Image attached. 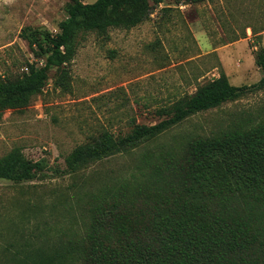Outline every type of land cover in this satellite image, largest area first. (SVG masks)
Here are the masks:
<instances>
[{"label": "rangeland", "instance_id": "obj_1", "mask_svg": "<svg viewBox=\"0 0 264 264\" xmlns=\"http://www.w3.org/2000/svg\"><path fill=\"white\" fill-rule=\"evenodd\" d=\"M69 2L0 0V75L22 74L28 62L45 64L46 54L25 29L57 34ZM76 41L66 64L68 89L55 85L62 69L55 66L28 106L0 115V160L18 151L41 164L33 180H0V264H19L16 258L32 249L69 239L86 215L79 199L129 177L145 152L264 116V88L253 89L190 116L132 153L70 172L66 158L77 146L105 130L125 136L136 124L169 118L177 100L222 72L235 85L257 84L264 0H165L135 27L110 28L109 37L80 32Z\"/></svg>", "mask_w": 264, "mask_h": 264}, {"label": "trees", "instance_id": "obj_2", "mask_svg": "<svg viewBox=\"0 0 264 264\" xmlns=\"http://www.w3.org/2000/svg\"><path fill=\"white\" fill-rule=\"evenodd\" d=\"M69 1L57 34L25 29L46 62L40 67L28 62L22 74L0 75V115L28 106L55 66L62 68L55 85L69 88L66 64L80 32L109 37L110 28L139 25L165 0ZM255 62L263 73L257 84L235 85L222 72L177 100L169 118L136 124L125 136L105 130L77 146L66 158L68 171L132 153L192 115L264 88V46ZM139 161L129 177L79 199L86 215L69 239L39 246L24 258L16 255L19 264H264V116L149 150ZM39 168L14 151L0 160V180H33Z\"/></svg>", "mask_w": 264, "mask_h": 264}]
</instances>
